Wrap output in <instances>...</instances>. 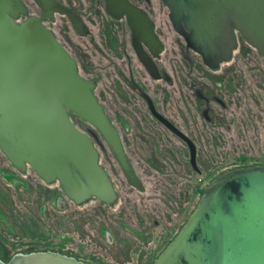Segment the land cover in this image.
<instances>
[{
    "label": "water",
    "instance_id": "obj_1",
    "mask_svg": "<svg viewBox=\"0 0 264 264\" xmlns=\"http://www.w3.org/2000/svg\"><path fill=\"white\" fill-rule=\"evenodd\" d=\"M35 1L45 11L52 2ZM164 2L173 25L187 30V46L210 68L231 58L237 35L264 57V0ZM20 14H27L22 0H0V151L19 172L29 166L44 182H57L76 204L91 197L111 204L117 194L99 162L97 132L128 183L140 186L94 93L95 81L80 74L76 60L39 18L17 21ZM70 114L90 129L79 128ZM178 133L195 166L193 144ZM0 264L91 263L47 249L18 252ZM153 264H264V165L237 167L210 181Z\"/></svg>",
    "mask_w": 264,
    "mask_h": 264
},
{
    "label": "rangeland",
    "instance_id": "obj_2",
    "mask_svg": "<svg viewBox=\"0 0 264 264\" xmlns=\"http://www.w3.org/2000/svg\"><path fill=\"white\" fill-rule=\"evenodd\" d=\"M61 37L63 41V36ZM76 39L79 48L64 43L77 60L80 73L97 82L95 95L98 97L100 89H104L103 103L107 106L109 116L113 118L116 108L112 91V66L106 61L104 64L100 61L99 51L95 46L83 38ZM237 40V47L224 65L226 72L223 76L216 75L225 85L220 91L227 105L226 109L219 107L223 114L221 123H208L200 117L193 97L190 96L191 84L188 85V81L182 84V102L177 97L179 92L175 84H163L167 94V113L177 117L183 130L196 143L199 173L190 172L184 156L176 167L182 177L170 170L171 161L164 163L162 172H156L148 166L147 161L132 160L144 185L149 188L151 197L154 196V210L161 205L156 199L160 192L167 191L165 187L170 188V182L178 180L176 185L180 189L176 191L181 192L184 205L187 200L190 202L182 209L181 216H176L174 210L170 209L172 216L162 219L159 212L154 211L158 215L155 218L159 224L155 226L151 220L147 221L151 224L148 231L149 243L138 238L139 241L124 230L122 223L130 228H142L138 222L144 218V209L128 203L126 196L136 197L138 194L129 189L107 146L103 153L96 145L100 151L101 166L109 173L114 186L121 193L117 202L111 206L99 204L95 198L79 206L75 205L63 195L57 182L49 184V187L55 190L56 195L62 196L64 202L55 206L52 195L49 194L51 192L47 191L48 185L29 166L24 174L20 173L0 151V258L6 261L18 252L51 249L76 255L88 262L93 260L94 263L105 261L109 264H145L149 259L152 261L156 258L182 226L181 219L185 222L194 210L196 190L191 192L193 181L198 182L200 197L208 183L221 173L240 166L264 164V57L239 35ZM167 69L171 73L170 65H167ZM70 115L79 128L82 129L83 124L88 125L75 114ZM194 120L199 124V132L192 125ZM164 156L168 155L164 153ZM10 176H16L24 183L13 181ZM143 223L146 224V221ZM103 226L112 235V244L107 242L102 232ZM124 244L131 247L126 256H123L122 249L119 252L116 249L125 246ZM110 250L117 254H110Z\"/></svg>",
    "mask_w": 264,
    "mask_h": 264
},
{
    "label": "flooded vegetation",
    "instance_id": "obj_3",
    "mask_svg": "<svg viewBox=\"0 0 264 264\" xmlns=\"http://www.w3.org/2000/svg\"><path fill=\"white\" fill-rule=\"evenodd\" d=\"M51 1L45 11L35 0H22L27 14H20L17 21H21L30 15L36 16L45 27L53 31L57 39L68 51L69 49L65 43L68 46L79 48L76 37L83 38L98 49L100 61L103 64L105 61L111 64L113 73L111 76L112 91L116 108V114L113 118L109 116L107 106L103 103L105 101L103 88L100 89L98 97H96L102 103L113 126L117 130L124 151L139 180L140 187L129 184L120 168L129 189L138 194L137 198L126 196V199L133 206L143 207L144 209V218L138 222L141 223L142 228H130L123 223L122 226L124 230L130 232L129 234L135 238H140V240L149 243L150 234L148 231L151 224H148L149 222L147 221L151 220L155 226L159 224V221L155 218L158 215L154 211H158L162 219H168L172 216L170 209L174 210L176 216H181L182 209L187 207L190 202L187 200L186 205H184L181 192L176 191L180 189L176 185L178 180L176 182L171 181L170 188L165 187L167 191L160 192L159 198H156L161 205L154 210L152 208L154 196L151 197L149 188L144 185L132 160L143 159L156 172H162L161 168L165 167L164 163L171 161L169 164L170 170L175 175L182 177V173H178L179 170L176 167L179 166L178 161H181L184 156L188 162L190 172L199 173L200 171L197 165L198 150L195 141L183 130V126L177 121V117L172 113L168 114L166 111L167 94L163 84H169L170 86L175 84L179 92L177 97L182 102L184 95L182 84L188 81V85L191 84L190 96L193 97L195 109L200 117L208 123H221L223 114L220 108L226 109L227 105L220 91L222 86L225 87V85H223L222 79L216 78V75L223 76L222 74L226 72L224 65L228 60L222 61L216 68L207 66L201 56L187 46L182 34L184 30H187L184 27L179 30L173 25L169 16V9L164 0ZM57 8L63 11L60 12ZM61 36H63V41ZM69 53L71 54L70 51ZM167 65H170L171 73L167 69ZM96 84L97 82L95 81V88ZM185 97L187 98V96ZM178 112H180L179 115L182 117L181 111L178 110ZM194 121L192 125L199 132V124L196 121L194 123ZM167 122L171 125H168ZM88 128L90 129L89 125H82V129L86 130ZM178 131L185 135L193 144L195 166L191 162V148L187 140L180 136ZM197 132H195L196 135H198ZM97 135L95 145H98L99 149L104 153L107 150L105 147L107 144L102 137L99 138L100 134L98 132ZM107 148L109 150L108 146ZM164 153L168 156H164ZM26 170L20 173L24 174ZM10 179L24 183L22 179L16 176H10ZM111 181L113 183V179ZM43 183L46 186L48 185L47 191L51 192L49 194L52 195L53 204L55 206L62 204L64 202L62 196L56 195L55 190H51L49 187V184L55 182L46 183L43 181ZM191 186L192 193L196 190L195 208L200 198L198 195V182L193 181ZM114 188L117 196L111 204L96 197H91L87 201L95 198L99 204L111 206L117 202L121 194L118 188L115 186ZM125 190L126 188H124ZM159 190L161 191L162 187ZM66 198L78 206L87 202L76 204L73 200ZM143 221H146V224ZM101 223L103 224L104 222L102 221ZM180 223L183 225L182 219ZM102 232L107 242L112 244V235L104 226L102 227ZM130 248L129 245L120 248L116 247L118 252L122 249L123 256L128 255L126 252H129ZM109 253L112 255L117 254L113 250H110ZM142 253L145 254L146 252ZM71 256L88 262L76 255ZM154 260L150 261L149 259L145 264H153ZM88 263L109 264L105 261L94 263L93 260Z\"/></svg>",
    "mask_w": 264,
    "mask_h": 264
},
{
    "label": "trees",
    "instance_id": "obj_4",
    "mask_svg": "<svg viewBox=\"0 0 264 264\" xmlns=\"http://www.w3.org/2000/svg\"><path fill=\"white\" fill-rule=\"evenodd\" d=\"M10 258H11V257H10ZM10 258H9V259H10ZM9 259H8V260H9ZM2 260H3V259H2ZM8 260H6L5 262H7ZM3 261H4V260H3Z\"/></svg>",
    "mask_w": 264,
    "mask_h": 264
}]
</instances>
